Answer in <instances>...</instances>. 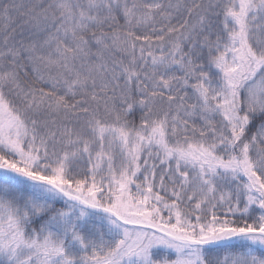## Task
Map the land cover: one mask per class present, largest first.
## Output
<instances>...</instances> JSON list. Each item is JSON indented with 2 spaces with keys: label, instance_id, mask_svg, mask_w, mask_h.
<instances>
[{
  "label": "snow or ice",
  "instance_id": "obj_1",
  "mask_svg": "<svg viewBox=\"0 0 264 264\" xmlns=\"http://www.w3.org/2000/svg\"><path fill=\"white\" fill-rule=\"evenodd\" d=\"M0 264H264V0H0Z\"/></svg>",
  "mask_w": 264,
  "mask_h": 264
}]
</instances>
